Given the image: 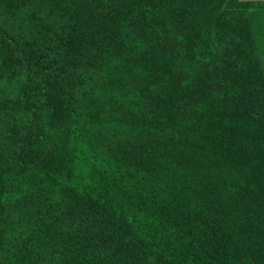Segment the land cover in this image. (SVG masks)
Instances as JSON below:
<instances>
[{
  "label": "trees",
  "instance_id": "1",
  "mask_svg": "<svg viewBox=\"0 0 264 264\" xmlns=\"http://www.w3.org/2000/svg\"><path fill=\"white\" fill-rule=\"evenodd\" d=\"M0 264H264V1L0 0Z\"/></svg>",
  "mask_w": 264,
  "mask_h": 264
},
{
  "label": "crops",
  "instance_id": "2",
  "mask_svg": "<svg viewBox=\"0 0 264 264\" xmlns=\"http://www.w3.org/2000/svg\"><path fill=\"white\" fill-rule=\"evenodd\" d=\"M250 1H264V0H250Z\"/></svg>",
  "mask_w": 264,
  "mask_h": 264
}]
</instances>
